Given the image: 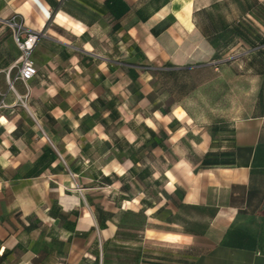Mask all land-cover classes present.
<instances>
[{"label":"crops","instance_id":"0c3cea01","mask_svg":"<svg viewBox=\"0 0 264 264\" xmlns=\"http://www.w3.org/2000/svg\"><path fill=\"white\" fill-rule=\"evenodd\" d=\"M198 1L0 0V264H264V63Z\"/></svg>","mask_w":264,"mask_h":264},{"label":"rangeland","instance_id":"374dc122","mask_svg":"<svg viewBox=\"0 0 264 264\" xmlns=\"http://www.w3.org/2000/svg\"><path fill=\"white\" fill-rule=\"evenodd\" d=\"M197 3V8H201L199 14L205 17L207 26L217 35L222 44V62H246L249 57H256L250 58V62H264V56L257 55L259 49L256 47V44L264 43V38L254 39L252 30L254 28L264 34V23H248L251 28H247L246 25L242 27L237 23V20L242 17L246 20H250L248 18L251 17L264 20V0H199ZM203 5L205 9L202 8ZM242 39L247 40L244 47L239 43ZM193 40V38H187L182 41L191 43L194 42ZM243 49L248 53L243 55Z\"/></svg>","mask_w":264,"mask_h":264},{"label":"built area","instance_id":"2783aa9c","mask_svg":"<svg viewBox=\"0 0 264 264\" xmlns=\"http://www.w3.org/2000/svg\"><path fill=\"white\" fill-rule=\"evenodd\" d=\"M16 19L17 16H13L7 21L10 26L15 28L14 39L21 53L17 73L12 80H10V78L8 79L10 89L13 88L15 82H21L28 88L29 82L38 75V71L32 59V54L41 36H43L42 32L27 29L22 24L18 23ZM4 107L5 105L0 103V110Z\"/></svg>","mask_w":264,"mask_h":264},{"label":"trees","instance_id":"16d2710c","mask_svg":"<svg viewBox=\"0 0 264 264\" xmlns=\"http://www.w3.org/2000/svg\"><path fill=\"white\" fill-rule=\"evenodd\" d=\"M201 34L203 35V37L211 44V46L215 49V54L213 56L212 61L214 62H218V61H222L221 58V45L218 46V48H215L214 43L212 41V39L210 37H208L207 35H205L201 30H200ZM256 47H258V56H264V43H262V45L256 44ZM257 49V48H256ZM263 51V52H262ZM257 56V57H258ZM256 58V57H255ZM255 58H251V59H255ZM254 63H259V62H255V61H251ZM264 63V62H263ZM262 64V63H261Z\"/></svg>","mask_w":264,"mask_h":264}]
</instances>
